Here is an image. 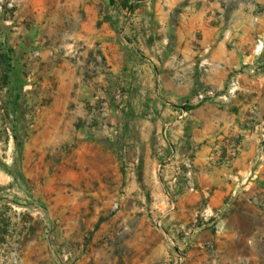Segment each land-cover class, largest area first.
Returning <instances> with one entry per match:
<instances>
[{
    "label": "rangeland",
    "instance_id": "1",
    "mask_svg": "<svg viewBox=\"0 0 264 264\" xmlns=\"http://www.w3.org/2000/svg\"><path fill=\"white\" fill-rule=\"evenodd\" d=\"M169 9L0 0V264H264V202L239 237L177 219L166 118L189 104L163 93L183 49Z\"/></svg>",
    "mask_w": 264,
    "mask_h": 264
},
{
    "label": "crops",
    "instance_id": "2",
    "mask_svg": "<svg viewBox=\"0 0 264 264\" xmlns=\"http://www.w3.org/2000/svg\"><path fill=\"white\" fill-rule=\"evenodd\" d=\"M171 2L178 10L166 15L175 18L183 49L173 59L175 75L163 77V93L174 108L186 101L190 110L166 118L175 150L165 180L189 232L212 226L197 224L205 213L218 216L224 234L239 237L240 222L261 215L252 202H264L256 129L264 125V0ZM205 59L209 66L201 64ZM233 82L238 89L231 94ZM206 92L215 97L200 101L197 94ZM225 158L230 162L222 165Z\"/></svg>",
    "mask_w": 264,
    "mask_h": 264
},
{
    "label": "built area",
    "instance_id": "3",
    "mask_svg": "<svg viewBox=\"0 0 264 264\" xmlns=\"http://www.w3.org/2000/svg\"><path fill=\"white\" fill-rule=\"evenodd\" d=\"M202 65L204 66H209V61L207 59L203 60L201 62ZM238 89V84L237 82H233L232 83V88L230 90V93H235ZM215 97V93L214 92H206V93H200L198 98L200 101H207L208 99H211ZM183 112V116H187V110L184 108L182 109ZM257 130L260 131V155L258 157V162H264V125H258L256 127ZM222 165L228 164L230 162V159H223L222 161ZM251 177H256L255 173H251Z\"/></svg>",
    "mask_w": 264,
    "mask_h": 264
},
{
    "label": "trees",
    "instance_id": "4",
    "mask_svg": "<svg viewBox=\"0 0 264 264\" xmlns=\"http://www.w3.org/2000/svg\"><path fill=\"white\" fill-rule=\"evenodd\" d=\"M176 107H177V106H176ZM177 108H180V109H181V107H177ZM185 109H186L187 111L190 110L189 107H185ZM14 139H15L16 146H17V147H21V144H19L18 138H17L16 136H14Z\"/></svg>",
    "mask_w": 264,
    "mask_h": 264
}]
</instances>
